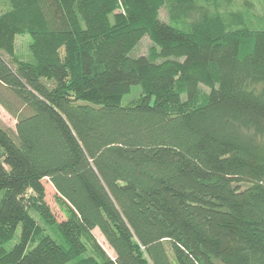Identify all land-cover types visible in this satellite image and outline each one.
Here are the masks:
<instances>
[{
    "label": "trees",
    "instance_id": "16d2710c",
    "mask_svg": "<svg viewBox=\"0 0 264 264\" xmlns=\"http://www.w3.org/2000/svg\"><path fill=\"white\" fill-rule=\"evenodd\" d=\"M8 1L0 105L17 122L0 126V264H264V29L205 17L184 31L160 19L166 0ZM24 33L34 62L13 54ZM133 86L142 97L123 105ZM35 216L63 243L32 245Z\"/></svg>",
    "mask_w": 264,
    "mask_h": 264
},
{
    "label": "rangeland",
    "instance_id": "374dc122",
    "mask_svg": "<svg viewBox=\"0 0 264 264\" xmlns=\"http://www.w3.org/2000/svg\"><path fill=\"white\" fill-rule=\"evenodd\" d=\"M178 0H166L165 5L160 10V19L184 31H190L193 22L201 21L208 17L212 22L221 24L225 31L230 32L242 27L248 28L251 31H258L264 29V0H192L188 1L184 6H178ZM174 8H180L184 12L182 20L175 21L171 18V12ZM11 4L8 0H0V11L2 13L9 12ZM215 23V24H216ZM32 38L29 34H19L16 36L14 45V56L22 61L34 62L30 45ZM152 43L148 37L144 38L138 47L131 53L133 57L147 56L150 54ZM4 58L11 61V56L6 51H1ZM209 89L205 86L202 87V95L197 104H201L204 97L208 94ZM143 91L141 86H133L131 93L126 95L123 100V105H128L139 101L142 97ZM183 102H186L183 96ZM174 110H177L174 108ZM16 120L0 105V126L11 133L16 131ZM45 186V200L51 212L53 213L56 221L61 223L69 216L67 206L57 194L53 185L44 180ZM31 193V192H30ZM41 235H39L32 245L36 244L40 237L48 235L53 237L60 243H63L60 233L56 228L48 226L41 218L35 216ZM21 228L18 229L15 239L7 246L11 249L20 238ZM100 246L108 253L109 256L115 258L114 251L110 248L109 244L100 233L98 229L93 231ZM94 252L89 246V251L83 258L93 257ZM67 264H79V260Z\"/></svg>",
    "mask_w": 264,
    "mask_h": 264
}]
</instances>
